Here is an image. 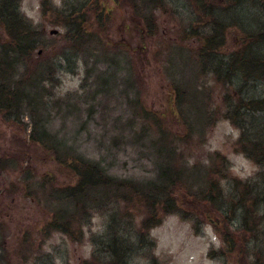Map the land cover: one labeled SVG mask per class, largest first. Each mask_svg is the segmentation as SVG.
I'll list each match as a JSON object with an SVG mask.
<instances>
[{
	"label": "rangeland",
	"instance_id": "rangeland-1",
	"mask_svg": "<svg viewBox=\"0 0 264 264\" xmlns=\"http://www.w3.org/2000/svg\"><path fill=\"white\" fill-rule=\"evenodd\" d=\"M3 8L0 264L112 262V235L127 247L116 245L119 264H264V148L250 141L264 136V113L235 109L264 96V0H0ZM245 53L260 56L262 73L223 81V62ZM207 55L223 80L202 66ZM40 129L56 151L34 140ZM76 156L125 182L119 191H137L98 187L83 208L65 196L58 204L54 192L76 182L67 164ZM161 171L177 183L154 193ZM245 181L263 200L243 222ZM48 221L59 226L44 231Z\"/></svg>",
	"mask_w": 264,
	"mask_h": 264
},
{
	"label": "trees",
	"instance_id": "trees-1",
	"mask_svg": "<svg viewBox=\"0 0 264 264\" xmlns=\"http://www.w3.org/2000/svg\"><path fill=\"white\" fill-rule=\"evenodd\" d=\"M4 3V5H8L7 2L9 3V1H2ZM11 8V7H10ZM13 9V8H12ZM7 8H3V10H0V16L1 19H6L7 20V14L6 11ZM74 20V19H72ZM74 24V21H73ZM78 28H80L76 33L79 34L81 33V25L78 24L77 25ZM73 28V26H72ZM72 33V31H71ZM250 54V53H249ZM210 56V55H209ZM207 56H202V60H203V64L202 66H206L210 69V71H212L215 75L216 78L219 80V71H218V67L217 68H210V63L212 61H209L212 57ZM258 55H247L246 53L244 54V58L240 59L239 58H235L234 55L230 56L228 58V60L226 62H223V64L225 65V67L228 69L226 72V77L224 78V80L222 78L223 81H227L230 77L229 75H231L232 72H238L240 71L243 75L247 74L249 72V74L251 73H256L258 74L259 72L262 73V68H261V64H259V62L256 60ZM260 57V56H258ZM256 58V59H255ZM241 64V65H240ZM176 90H178L176 88ZM177 92V91H176ZM239 98V97H238ZM238 101V100H237ZM237 105V104H236ZM241 107H243L245 109V111L242 114L245 113H249L250 111L253 109H263V113H264V96L262 98L259 99H255V98H247V99H240L239 104L235 107V109L237 108V110H239ZM234 109V112H236V110ZM237 113V112H236ZM248 114V115H249ZM248 115H244L243 119L244 121L248 119ZM240 128H244L245 124H239ZM264 130V127L261 129V131ZM34 134V133H33ZM259 135L261 137L259 138H253V140H250L255 146H257L258 148H264V136H262V133H259ZM257 135V137L259 136ZM34 140L37 141L38 143H41L42 145L45 146V144L47 143V145L45 146L46 149H49L48 151H56L57 147H56V143H59L58 141H56V139H50L45 137V133L44 131L41 132V129L38 131L37 135L34 134ZM44 141V142H43ZM51 142L54 144H51ZM54 148V150H53ZM262 155H264V151L261 152ZM260 155V156H262ZM72 156V155H71ZM71 162V163H69ZM67 164H74L76 165V182L74 183V185H68V186H64L59 190H56L54 192L53 197L56 198V200L59 201L61 198H63L62 196L68 197L69 199H73V203L74 205L80 208H83L84 204L83 203L86 199L89 198V202L95 200L98 196L95 195L96 189L98 187H102L103 189V193L107 194L109 191L112 192L114 195H118V194H122V193H133L134 191L136 192L138 189V185L136 184L135 186L132 187H128L125 188L124 190H118L117 187H122L123 185L125 186V182H121L120 179H116V178H110V177H105L103 171L101 170V167L96 164V163H89L86 161H81L79 160V158L76 156L72 159H70V161H68ZM161 176H163V171H161L160 176H159V181H157V184L155 185V187H152L154 190V193H158V192H166V190L170 187V186H174L175 181H176V177H173L172 180H170V176L166 174L165 177H168V181L165 180H161ZM172 182H170V181ZM243 187V189H245V191H243L244 195H240V197L238 198V203L236 204L237 207H239L242 212H243V217L244 220L243 222L247 221L248 217L250 216V209L252 207V201L257 200V201H262L263 200V195L261 191H257V184L250 182V181H245L244 183H242L241 185ZM255 189V190H254ZM260 189V187H259ZM247 191V192H246ZM251 195L248 199V196ZM155 199L153 198V195H149L147 197V202L146 204L149 207H155V205H153V201ZM91 203V202H90ZM93 203V202H92ZM56 205L54 211H53V215L54 218L58 220V217L62 216V210L61 207L59 205ZM68 206V204H67ZM166 208H170L172 206H174V204L171 201H168L166 199V203L165 205ZM69 207V206H68ZM228 207V208H227ZM226 207V212L230 211L233 209L232 205H229ZM151 212V213H150ZM156 218V212L153 209L149 210V214L143 218L142 220V228L140 230V234L143 235H147L149 231V229L153 226L152 225V221L155 220ZM65 220V219H62ZM127 221V220H126ZM130 221V220H129ZM49 222V221H48ZM46 222L44 225L43 230L44 231H53V228L55 226H59V222H57V224L55 226H51L53 225V221H50L49 223ZM126 224V223H125ZM60 226H64V225H60ZM129 223L126 224V226L124 227V231H126L125 229H129ZM131 227V226H130ZM247 228V227H246ZM56 229H59L58 227H56ZM252 229V227L250 228ZM117 238L116 236L112 235V237H110V239L105 240L104 242L108 241L107 244L108 246L106 247H110L109 244H113V241L116 242L115 247H112L113 253L110 255V257L112 258V262H109L110 260L104 262V264H119L121 261L124 262V257L119 259V248H117L116 245H119L118 242L116 241ZM123 245L120 246V248ZM114 248H115V252H114ZM127 247H125L123 250H125ZM122 250V248H121ZM122 250V251H123ZM124 253V251H123ZM115 257V258H113ZM115 259V260H113ZM118 260V261H117Z\"/></svg>",
	"mask_w": 264,
	"mask_h": 264
},
{
	"label": "water",
	"instance_id": "water-1",
	"mask_svg": "<svg viewBox=\"0 0 264 264\" xmlns=\"http://www.w3.org/2000/svg\"><path fill=\"white\" fill-rule=\"evenodd\" d=\"M51 32H56V30H53V31H51Z\"/></svg>",
	"mask_w": 264,
	"mask_h": 264
}]
</instances>
